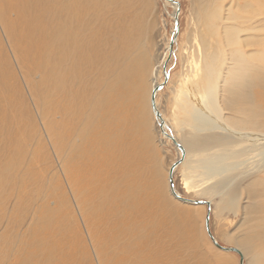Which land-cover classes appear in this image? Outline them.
<instances>
[{
  "label": "rangeland",
  "instance_id": "1",
  "mask_svg": "<svg viewBox=\"0 0 264 264\" xmlns=\"http://www.w3.org/2000/svg\"><path fill=\"white\" fill-rule=\"evenodd\" d=\"M43 1L32 0L36 5L34 10H30L32 15L41 16ZM172 1L178 2H175L176 9L170 3ZM172 1L134 0L127 7L124 17L114 8L108 7L107 1L102 5L107 25L127 28L129 58L136 59V66L142 68L141 75L138 74L136 78L141 80L135 83V91L131 89L128 95L123 94L122 97L116 88L109 91V124L113 125L117 121L121 124L116 135L111 134L116 130L115 126L105 130L99 117L93 116L89 109L83 107L77 111L71 95L55 91L52 74L59 72L58 67L44 75L45 107L42 111L29 85L30 78L37 79L39 74L32 65L31 74L20 63L8 31L7 19L0 15V264H103L102 260L106 264H125L128 254L140 256L143 253L145 240L132 236L127 243L120 235H111L109 227H119L111 222H121L117 219L119 212L128 214L127 218L132 217V222L139 227H148L154 216L173 223L182 217V212L188 213L189 227L193 224L194 231L190 246H185L187 251L180 248L183 250L180 252L182 256L180 253L177 255V260L182 263L240 264L242 258V264H264V169L246 171L252 168L251 163L255 158L252 154L239 157L244 162L249 159V163L243 162L233 170L231 174L236 178L223 193L237 192L238 207L220 211L221 195L212 193L214 195L208 196L201 191L213 185L219 175L204 181L195 171L192 161L200 157L205 163L208 157L219 152L220 138L231 141L232 137H228L231 132L225 133L220 129L195 132L189 124L178 125L176 120V117H184L183 105L188 102L183 95L177 98L179 88L184 90L180 93L183 94L185 87H188L186 84L181 87L182 78L191 73L194 65L203 67L208 54L213 53L216 58L217 101L222 109V118L231 122L232 110L238 101L252 98L253 81L248 73L245 76L247 79L233 81L239 85L240 93H235L233 83L227 80L234 63L231 61L230 49L226 48L222 40L224 25L230 23L226 16L230 17L242 0H217L220 20L212 27L208 0H203V3L202 0ZM178 8V37L167 62L169 79L157 91L155 101L166 123V131L170 130L172 135L181 140L191 139L189 143H193L194 147V151L189 150L181 142L191 153L189 163L193 174L190 170L187 174L190 175L188 182L195 187H183L185 171L180 163L173 172L175 190L183 197L203 202L213 198L209 205L205 202L201 205L185 203L171 194L167 171L180 158L181 151L161 133L155 113L150 117V102L149 107L148 104L144 107L146 92L150 91L154 82L159 84L164 79L161 62L169 54L167 49L175 32L174 13ZM93 9L94 6L88 10L90 12ZM133 24L137 27L134 28ZM241 36L245 37L244 31ZM254 48L241 43L243 53H248V56L257 54L251 56L250 60L258 62L256 73L260 80H264L262 56L259 54V49H264V41L258 47V53ZM222 59L224 63H221ZM148 69H151L150 73ZM26 108L28 114L22 118ZM121 136H126L124 146L131 160L126 171L116 173L114 168L117 165L107 160L106 153L114 150ZM102 137L106 139V145L101 148L99 160L100 149L97 147ZM90 141L96 142L95 146ZM241 144L246 146L248 143ZM251 181H254V189H248ZM256 183L260 184L255 186ZM106 185L107 189H100ZM133 191L137 192L138 198L144 196L147 199L148 214L144 217L129 216L131 209L120 204L124 195ZM118 193L121 194L120 199ZM128 201L131 202L130 199ZM92 204H105L101 217L98 218V211L90 207L87 210V206ZM33 207H38L42 212L41 236L38 239H35L33 232L36 225H32L33 235L27 238L31 214H23L25 208L33 213ZM208 209L209 230L214 239L226 247H237L240 251L243 249L246 251L244 254L242 251L243 256L236 251L222 250L214 244L206 231L205 216ZM180 238L174 235L173 244H178ZM187 239L185 235V245ZM38 250L43 251L41 258L38 257ZM253 254L259 255V262L252 259ZM165 257L168 256L163 255ZM178 261L169 262L179 264Z\"/></svg>",
  "mask_w": 264,
  "mask_h": 264
},
{
  "label": "bare ground",
  "instance_id": "2",
  "mask_svg": "<svg viewBox=\"0 0 264 264\" xmlns=\"http://www.w3.org/2000/svg\"><path fill=\"white\" fill-rule=\"evenodd\" d=\"M105 1H107L106 5L108 7L114 8L122 17H124L127 7L133 4L134 0H44L41 6L40 17L30 13V10H34L36 7L35 3H32V0H0V15L7 19L6 23L8 24V31H10V36L13 38V47L17 50L20 63L28 71H31L32 65L35 72H38L39 74L37 79L33 80L30 78L31 81L29 82V85H31L36 99L39 104H41L42 111L44 112L45 107L44 75L58 67L59 72L52 74V77L54 78L53 88L55 91H58L59 93L63 91L66 95H71L72 99L75 101V108L77 111H80L83 107L84 109H89L93 116L99 117L101 126H103L105 130H107L109 126H115L116 130L111 132V134L116 135L121 124L119 121L114 122L113 125L109 124V91L112 88H116L121 97L123 94L125 96L128 95L131 89L132 91H135V83L141 80V78H136L138 74L141 75L142 68L139 69V65L136 66V59L133 60L129 58L128 35L126 34L127 28L122 25L115 26L106 24L103 18L104 6L102 9V5ZM170 3L173 5L174 9H176L177 5L175 2L172 1ZM92 6H94V9L89 12ZM207 6L208 10L211 11L210 20L212 23L210 27H212L220 20V17L217 14L219 11L217 0H208ZM226 19L230 21V23L224 25L225 30L222 34V40H224V43L227 46L225 47L230 49L232 55L231 61L234 63V67L232 66L233 69L230 70L227 80L233 83L234 92L240 93V88H238L239 85L233 81H242L246 78L245 76L248 73L253 81V84H251L254 88V92L252 90V98H250V100L241 98L238 101L232 110V117H230L232 118L231 122L222 118V113L220 112L222 109L220 110V105L217 101L218 78L216 65L214 64L216 58L212 53L208 54L203 67L194 65L191 69V73L183 76V81L180 85L182 87L186 84L188 87H185V92H183V94L180 93L184 90L179 88L177 98L178 96L183 95L188 99V102H186V104L184 103L185 107L182 104L184 108L183 111H185L183 118L179 117V119L174 115L178 121L177 124H189L195 132L206 129H220L225 133L231 132V136H228L232 137L231 141L227 140V138H220L221 147L219 152L208 157L205 163H203V160H201L200 157L192 161V164L196 167L195 171L202 179H204V181L219 175V179L216 180L213 185L209 186L208 189H202L201 191L208 196L214 194L221 195L220 205L218 206L220 211H224L226 208L232 210L238 207L239 196L237 195V192L228 191L227 195L223 193L225 189L230 187L233 180L236 178H233L231 174L233 170L237 169V166H241L244 162L242 161L243 159L241 162L239 157L252 154L251 156L255 158V161L251 163L253 165L252 168H248L246 171H251L253 168L264 169V80H260L257 76L256 66L258 65V62H251L250 60L251 56H257V54L248 56V53H243L244 51L241 49V43H244L248 45V47H255L254 49L258 53L257 49L261 46L262 41H264V0H242L236 11L230 17L226 16ZM133 21H135L134 18ZM133 27L136 28L137 26L133 24ZM123 29L125 30L123 31ZM243 31L245 32V37L241 36ZM110 37L113 39L111 40ZM167 47L168 45L166 48ZM167 51H169V49H167ZM259 52L262 56V65L264 67V49H259ZM164 61L165 60H163L161 64H163ZM224 62V59H222L221 63ZM145 69L146 67L144 70ZM150 71L151 69H148L147 72L150 73ZM32 73L33 72L31 71V74ZM156 83L154 82L152 87H150V91H147L148 95L146 92V96H144V107L147 106V104L148 107L150 106V92H152L153 87L157 85ZM138 89H141V87ZM36 103L37 101L35 104ZM155 105V107H152L151 105L149 108L150 114H148L150 117L152 116V113H155V109H159L156 101ZM27 110L28 109L26 108L22 112V118L23 116H27ZM178 114L181 115L182 113L179 112ZM156 118L158 119L157 115ZM162 120L164 121L163 117ZM44 121L45 118L42 122L44 123ZM158 122L159 125L161 119H158ZM182 126H180V128ZM125 138L126 136H121V139L116 144L114 150L111 153H106V155H108L107 160L117 165L114 168L116 173L126 171L128 163L131 160L128 156L127 148L124 146ZM176 140L179 143L183 142L184 145L188 146L189 150L194 151L193 143H189L191 139L189 141L187 139V141L182 139V141L181 139L176 138ZM90 143L93 146L96 144V142L92 141H90ZM241 143L248 144L244 146V144ZM105 145L106 139L102 137V140L97 147L100 149L99 160H101V148ZM184 145L182 147L185 150V156L182 162H180L181 167L184 168L183 171H185V182L183 187L190 189L195 187V185L188 182L190 175L189 173L187 174L189 170L191 171V174H193L192 165L189 163L191 153L186 146L184 147ZM228 145L230 147H227ZM236 146L237 148L233 149ZM256 157H258V159ZM167 172L170 192L176 199H179L173 190L177 194L180 193L170 184L171 178L169 176V171ZM204 181L203 183H205ZM201 183L202 182H200V184ZM207 183H209V180ZM253 183L254 181L249 183L248 189H254L252 187ZM259 184L260 183H256L255 186ZM100 189H107V185L100 187ZM255 189L261 188L255 187ZM171 196H169L170 199ZM118 198H121L120 193H118ZM175 198H173L174 200H171L175 201ZM129 199L131 202L128 201ZM212 199L213 198L208 199L207 201L211 203ZM179 200L185 203L201 205V203H195L188 200ZM120 204L131 209V214L129 216H132L133 214L136 218H141L148 214L147 199L144 196L138 198L136 191H133L128 195L125 194L120 200ZM33 208H35L33 213L30 212V209L25 208L23 209V214L24 216L31 214L28 223L29 231L27 238H30L34 232L35 239H38L41 236L42 212L38 207ZM88 208L93 211H98L99 214H97L99 218L103 213L105 204H92L91 206H87V210H89ZM185 214L187 216H185ZM185 214L182 212V217L173 223L154 216L148 227H139L137 223L132 222V217L129 219L127 218L128 214H123L122 212H119L118 215L116 214L117 219L119 218L121 222L118 220L111 222V224L119 226L109 227L112 236L118 234L122 240L127 243L132 236H138L145 240L143 253L140 256L128 254L125 259V264H171L169 261H178L177 255L183 251L180 248L186 249L185 246H190L191 234L194 231L192 227L193 224H190L189 227V214ZM32 225H36L33 232L31 231ZM116 228L118 229L117 231ZM262 233L264 234V230ZM174 235L181 237L176 245L173 244ZM185 235L189 238L186 240L187 245H185ZM255 235L257 234H254V236ZM241 250L243 251V254L246 252L243 249ZM42 252V250L37 251L39 258H41ZM164 252L165 254H163ZM162 254L168 257H165V259ZM185 254L187 253L185 252ZM180 255L182 256L181 253ZM261 258L263 257L261 256ZM252 259L255 261L258 260L259 255L253 254ZM102 262L103 264H106L103 260ZM178 262L179 264H192L189 261H186V263Z\"/></svg>",
  "mask_w": 264,
  "mask_h": 264
},
{
  "label": "water",
  "instance_id": "3",
  "mask_svg": "<svg viewBox=\"0 0 264 264\" xmlns=\"http://www.w3.org/2000/svg\"><path fill=\"white\" fill-rule=\"evenodd\" d=\"M177 4L178 2L175 1ZM177 13L174 14V22H175V32H174V35L173 37L170 39V42H169V54L167 56V59L163 62V65H162V71H163V75H164V79L161 83L157 84L155 87H153L152 89V92H151V105L152 107H155V97H156V93L157 91L160 90V88L163 87V85H165L169 79V73L167 72V62L168 60L171 58L172 56V52H173V46H174V43H175V40L177 39L178 37V29H179V20H178V15H179V8L176 10ZM155 114L157 115L158 119H161V122L159 124L160 126V129H161V133L165 136V137H168L170 138L173 143L180 149L181 151V155H180V158L178 160H176L173 164H171L170 168H169V176L171 178V182L170 184L174 186V181H173V170L175 169L176 165H178L183 159H184V156H185V150L183 149L181 143H179L175 136L171 134L170 130L169 131H166V123L165 121L162 120V114L160 113V111L158 109H155ZM170 133V134H169ZM173 192L177 195V197L181 200H188V201H192V202H195V203H206L207 205H209V201L207 200H197V199H190V198H187V197H183L181 196L180 194H177L174 190ZM205 225H206V231L207 233L209 234V236L213 239L214 241V244L219 247L220 249L222 250H231V251H236L237 253H239L241 256H242V252L237 248V247H226L220 243H218L213 235L211 234L210 230H209V209H208V212L205 216ZM240 264H242V258H241V261H240Z\"/></svg>",
  "mask_w": 264,
  "mask_h": 264
}]
</instances>
